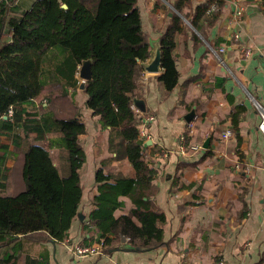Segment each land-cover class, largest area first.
Returning <instances> with one entry per match:
<instances>
[{"label": "crops", "instance_id": "obj_1", "mask_svg": "<svg viewBox=\"0 0 264 264\" xmlns=\"http://www.w3.org/2000/svg\"><path fill=\"white\" fill-rule=\"evenodd\" d=\"M36 1L1 0L0 36ZM176 1L136 0L149 46L144 63L171 25ZM209 1L190 0L182 7V16L191 18L197 6ZM223 1L219 16L197 20L199 30L184 19L172 53L179 75L175 88L165 90L159 80L161 67L156 73H146L142 67L133 91V99L145 107L144 112L134 109V126L150 136L142 153L155 172L154 193L149 196L152 207L165 217L161 244L137 250L121 236L110 248L102 246L100 255L73 253L74 246L99 244L91 217L104 183L96 182V172L107 175L109 184L136 174L117 131L100 125V117L86 107L87 96L78 87L72 100L85 127L79 136L85 162L78 171L82 194L67 238L53 243L44 233L19 236L0 248V256L15 254L17 264H264V136L253 103L264 108V11L259 0ZM147 117L153 121L144 125ZM3 130L0 140L8 146L5 166L11 169L12 131ZM225 131L232 136L224 139ZM181 136L186 139L185 154L178 152ZM38 143L47 147L48 137ZM192 144L200 149L190 151ZM62 152L49 150L53 165L65 171ZM4 184L2 195L17 189L9 178ZM117 201L113 217L132 216L133 201L128 196ZM132 220L140 226L134 216Z\"/></svg>", "mask_w": 264, "mask_h": 264}, {"label": "trees", "instance_id": "obj_2", "mask_svg": "<svg viewBox=\"0 0 264 264\" xmlns=\"http://www.w3.org/2000/svg\"><path fill=\"white\" fill-rule=\"evenodd\" d=\"M213 1L197 6L191 18L182 16V7L190 0L175 2L177 13L159 40L163 71L159 80L166 91L175 88L179 77L172 55L176 34L184 19L199 30L198 19L219 16L225 2L217 0L216 9L208 12ZM259 5L264 11V0ZM3 33L0 128L12 131L15 157L8 169V146L0 140V248L19 236L37 233L46 234L53 243L67 238L82 194L78 171L85 154L79 136L85 127L72 93L80 86L76 76L85 60L92 61V78L83 89L85 105L100 117L102 127L117 131L136 173L135 178L109 184L107 175L96 172V182L104 184L94 199L91 230L104 248L121 236L137 250L159 246L165 217L152 207L149 196L154 193L155 172L145 162V143L134 126L133 91L149 58L136 0H37ZM46 137L44 147L38 142ZM56 148L65 155V171L51 160L49 150ZM7 178L17 189L2 195ZM119 196H128L135 204L132 216L113 217ZM133 216L140 226L134 224ZM16 258L2 255L0 264H17Z\"/></svg>", "mask_w": 264, "mask_h": 264}, {"label": "built area", "instance_id": "obj_3", "mask_svg": "<svg viewBox=\"0 0 264 264\" xmlns=\"http://www.w3.org/2000/svg\"><path fill=\"white\" fill-rule=\"evenodd\" d=\"M216 1H213V3L210 5V8L208 9V12H211L213 10L216 9ZM237 4L239 1H236ZM238 10V13L237 15L240 14L241 10L240 9H237ZM250 54V52H246L245 53V57H248ZM254 106L256 108V110L258 111V114H259V123H258V130L259 132L264 136V108L258 104L257 102H255L254 100ZM136 110V108L134 107L133 105V110ZM153 121V118L152 117H147L145 118V120L143 121L144 125L147 124L148 122H151ZM138 134H139V137L143 140V141H146L148 139H150V136L149 134L145 131V129L143 130H140L138 131ZM232 136V133L230 131H225L224 134H223V138L224 139H227L229 137ZM200 149V146L199 145H195V144H192L189 146V150L190 151H197ZM187 151V144H186V139L184 136H181L180 139H179V143H178V152L180 154H185ZM169 154L168 151L164 152V157H167ZM102 243L98 244V246H74L72 248V251L73 253L76 255V256H94V255H100L102 254Z\"/></svg>", "mask_w": 264, "mask_h": 264}, {"label": "water", "instance_id": "obj_4", "mask_svg": "<svg viewBox=\"0 0 264 264\" xmlns=\"http://www.w3.org/2000/svg\"><path fill=\"white\" fill-rule=\"evenodd\" d=\"M62 7L66 8L65 5H63ZM160 59H161V56H160L159 45L154 44V50L150 56V60L147 63H144L142 65L144 71L146 73L158 72L160 68ZM91 66H92L91 60H85L81 62V65L78 70V77L81 79V84L79 88L81 90L84 89L85 82L89 81L92 78ZM133 105L138 111H141V112L145 111L144 103L141 100L133 99ZM186 119L189 121L188 118Z\"/></svg>", "mask_w": 264, "mask_h": 264}, {"label": "rangeland", "instance_id": "obj_5", "mask_svg": "<svg viewBox=\"0 0 264 264\" xmlns=\"http://www.w3.org/2000/svg\"><path fill=\"white\" fill-rule=\"evenodd\" d=\"M189 23V22H188Z\"/></svg>", "mask_w": 264, "mask_h": 264}]
</instances>
